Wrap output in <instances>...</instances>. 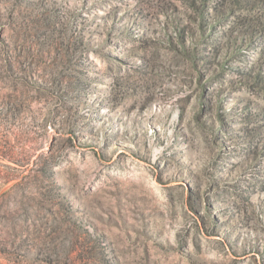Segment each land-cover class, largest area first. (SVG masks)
<instances>
[{
    "label": "rangeland",
    "instance_id": "374dc122",
    "mask_svg": "<svg viewBox=\"0 0 264 264\" xmlns=\"http://www.w3.org/2000/svg\"><path fill=\"white\" fill-rule=\"evenodd\" d=\"M0 264H264V0H0Z\"/></svg>",
    "mask_w": 264,
    "mask_h": 264
}]
</instances>
